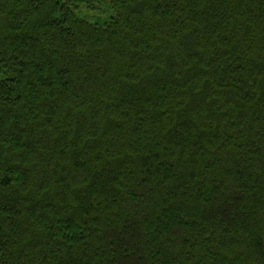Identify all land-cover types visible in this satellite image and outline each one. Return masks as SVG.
<instances>
[{"label": "trees", "instance_id": "obj_1", "mask_svg": "<svg viewBox=\"0 0 264 264\" xmlns=\"http://www.w3.org/2000/svg\"><path fill=\"white\" fill-rule=\"evenodd\" d=\"M0 264H264V0H0Z\"/></svg>", "mask_w": 264, "mask_h": 264}, {"label": "rangeland", "instance_id": "obj_2", "mask_svg": "<svg viewBox=\"0 0 264 264\" xmlns=\"http://www.w3.org/2000/svg\"><path fill=\"white\" fill-rule=\"evenodd\" d=\"M108 9V6L107 8ZM98 14L95 15V18L99 17L100 18H109L110 17V12H107L104 8V6H101V7H98V11H97Z\"/></svg>", "mask_w": 264, "mask_h": 264}]
</instances>
